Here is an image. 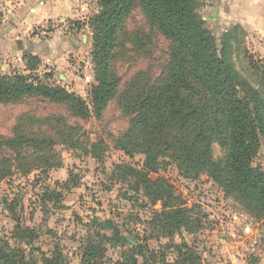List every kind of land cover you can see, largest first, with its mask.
Segmentation results:
<instances>
[{
    "label": "rangeland",
    "instance_id": "1",
    "mask_svg": "<svg viewBox=\"0 0 264 264\" xmlns=\"http://www.w3.org/2000/svg\"><path fill=\"white\" fill-rule=\"evenodd\" d=\"M21 1L0 0V30L2 18L12 19L7 17L14 15ZM76 2L79 7L85 4L84 18H66L62 23L53 19L43 28L31 27L28 34L43 41L56 29L69 33L83 26L80 33L88 37L91 47V18L100 12L99 1ZM210 7L205 0H197L199 16L219 40L233 26L227 18H211ZM238 36L241 48L264 67L259 45L264 48V44L256 37V29L239 31ZM86 52L81 61L69 55L70 61L77 62L73 73L79 76L77 84L63 87L57 77L45 82L48 72L43 66L34 75L79 96L91 110L88 118L76 117L64 104L41 95L0 103V137H12L20 124L22 130L53 141L40 155L27 147L17 159L16 152L0 148V160L12 161L10 173L0 179V245L8 243L36 264L58 255L63 264H116L131 254L137 264H263L264 215L258 217L256 207L226 192L207 172L188 170L171 158L156 173L146 172L145 156L135 144L138 140L126 135L130 116L122 110L120 97L137 73H145L143 88L159 77L169 56L164 37L149 28L138 9L128 15L110 61L111 71L121 80L118 94L100 115L91 109L93 80L83 81L90 49ZM234 59L240 77L256 86V72L249 70L242 52ZM3 64L0 61V76L21 72L12 67L6 71ZM222 156L221 146L213 143V159ZM252 166L264 170V145ZM130 169L147 173L152 180H167L188 219L187 227L170 236L154 227L153 213L161 211V202L145 195L138 177L129 175ZM17 224L33 231L31 244L13 239Z\"/></svg>",
    "mask_w": 264,
    "mask_h": 264
},
{
    "label": "trees",
    "instance_id": "2",
    "mask_svg": "<svg viewBox=\"0 0 264 264\" xmlns=\"http://www.w3.org/2000/svg\"><path fill=\"white\" fill-rule=\"evenodd\" d=\"M98 1L100 12L91 18L93 84L89 97L94 114L100 115L118 94L121 80L111 71L110 61L125 19L138 9L149 28L169 43L166 65L155 82L143 88L145 73H137L119 101L130 116L126 135L138 140L135 144L145 156L146 172L156 173L164 160L171 158L188 170L207 172L226 192L256 207L258 217H262L264 170L253 167L252 161L264 145V67L258 61L255 64L241 48L238 35L244 31L236 25L217 40L199 16L197 0ZM134 42L139 43L137 39ZM239 51L249 70L256 72V86L241 78L236 69L234 56ZM23 61L28 74L14 71L13 75L0 76V103H16L25 97L41 95L64 104L76 117L90 116V108L79 96L61 86L44 83L34 75L36 57L26 55ZM44 77L45 82L52 79L49 73ZM52 142L49 137L22 130L19 124L12 137H0V148L16 152L17 159L24 148H35L40 155ZM215 142L223 151L218 159L212 157ZM10 163V159L0 160V179L10 173ZM129 175L138 177L152 202H161V211L153 213L151 223L155 228L170 236L187 227L188 219L165 178L152 180L147 173L133 169ZM17 238L31 244L34 234L28 227L17 224L13 239ZM85 254L83 262L87 251ZM0 264L36 262L8 243H1ZM42 264L63 262L58 255L44 258ZM116 264H137V260L131 254Z\"/></svg>",
    "mask_w": 264,
    "mask_h": 264
},
{
    "label": "crops",
    "instance_id": "3",
    "mask_svg": "<svg viewBox=\"0 0 264 264\" xmlns=\"http://www.w3.org/2000/svg\"><path fill=\"white\" fill-rule=\"evenodd\" d=\"M75 1L22 0L18 8L14 7V15L7 17L12 19L6 21L4 16L0 30V61L4 63L2 68H6V71L10 67L21 68L19 73L26 75L29 72L26 70L23 57L30 55L38 60L34 73L43 66L44 72L53 74L52 81L57 77L58 83L63 87L72 83L77 84L79 76L73 74L77 62L70 61L69 55L81 61L83 55H87L86 49L91 48L88 37L80 33L83 31V26L80 31L69 29V33L62 32L61 28L56 29L50 34L47 33V38H41L44 39L43 41L37 35L31 37L28 34L31 27L39 25L42 27L53 19L62 23L66 18L71 20L84 18L87 10L85 4L81 3L79 7ZM205 2L206 5H211L210 17L213 8H216L215 18H227L231 21L229 25H238L246 33L255 28L256 37L264 44V0H206ZM259 45L262 51L260 54L264 58V48H261V43ZM88 55L89 59L90 53ZM88 59L86 65H89ZM84 76V82L92 79L90 76Z\"/></svg>",
    "mask_w": 264,
    "mask_h": 264
},
{
    "label": "built area",
    "instance_id": "4",
    "mask_svg": "<svg viewBox=\"0 0 264 264\" xmlns=\"http://www.w3.org/2000/svg\"><path fill=\"white\" fill-rule=\"evenodd\" d=\"M88 62H89V65H86V67H88V69H87L88 74L87 75L91 77V75H93V68H92V64H91V58L88 59Z\"/></svg>",
    "mask_w": 264,
    "mask_h": 264
},
{
    "label": "water",
    "instance_id": "5",
    "mask_svg": "<svg viewBox=\"0 0 264 264\" xmlns=\"http://www.w3.org/2000/svg\"><path fill=\"white\" fill-rule=\"evenodd\" d=\"M216 12H217L216 8H213L212 13H211V18L215 19L214 16H215ZM263 264H264V262H263Z\"/></svg>",
    "mask_w": 264,
    "mask_h": 264
}]
</instances>
